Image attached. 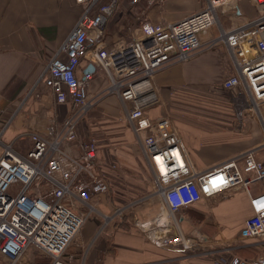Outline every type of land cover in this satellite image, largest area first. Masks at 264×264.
<instances>
[{
    "label": "crops",
    "instance_id": "obj_1",
    "mask_svg": "<svg viewBox=\"0 0 264 264\" xmlns=\"http://www.w3.org/2000/svg\"><path fill=\"white\" fill-rule=\"evenodd\" d=\"M196 2L167 0L146 6L144 0L137 4L120 0L107 23L105 42L111 47L136 39L144 22H173L199 10L204 0L201 5ZM83 8L75 0H0V155L9 145L25 156L31 147L29 133L51 138V119L61 120L68 112V102L55 101L42 80L50 58L74 28ZM257 14L251 0H235L223 7L218 11V23L200 33V49L187 61L157 71L152 79L160 105L150 109L148 117H171V127L197 170L215 168L247 150H254L264 163V103L257 112L250 109V98L240 87L224 89L223 81L236 69L223 42L209 45L222 30L241 26ZM86 69L88 61L82 71ZM108 85L104 74L91 81L88 92L93 106L79 132L86 140L96 139L101 169L110 174L113 188L87 204H75L78 213L85 214L90 207L94 211L64 253L63 264H213L228 247L234 254L248 257L255 249L245 248L238 236L251 214L242 189L203 198L175 213L179 230L193 242L189 251L159 248L152 242L139 223L166 216L165 201L155 193L138 138ZM182 106L186 109L181 110ZM241 108L244 113L233 129L229 121L234 117L227 114ZM93 111L99 114L91 116ZM148 133L142 130L141 138ZM118 207H125L119 215L115 214ZM102 215L109 217L104 220ZM170 222L168 234L176 235L175 222L172 218ZM34 255L30 248L23 263L34 264ZM0 264H7L1 254Z\"/></svg>",
    "mask_w": 264,
    "mask_h": 264
},
{
    "label": "built area",
    "instance_id": "obj_2",
    "mask_svg": "<svg viewBox=\"0 0 264 264\" xmlns=\"http://www.w3.org/2000/svg\"><path fill=\"white\" fill-rule=\"evenodd\" d=\"M140 1L130 0L132 4ZM144 1L152 6L159 0ZM233 1L204 0L199 10L173 22H144L139 37L109 47L106 27L120 0H75L83 11L50 58L42 80L55 101L68 102L69 110L61 120L51 119V138L29 133L31 147L25 156L9 145L0 155V254L7 264H24L30 248L35 251L34 261L39 257L48 264H63L64 253L94 211L90 207L85 214L78 213L75 204H87L113 188L110 174L101 169L96 139L86 140L79 132L93 106L90 83L103 74L109 82L107 90L118 96L124 120L138 138L155 193L165 201L166 216L139 223L152 242L159 248L189 251L193 242L179 230L175 213L203 198L242 189L251 214L238 236L245 248H264V163L255 157V151L247 150L200 171L172 129L171 117H148V111L160 105L152 84L155 73L171 63L187 61L198 51L200 33L216 25L218 11ZM251 1L257 16L222 30L209 45L223 42L236 69L223 81L224 89L240 87L250 98V109L259 112L264 103V0ZM84 61L94 70L82 71ZM242 114L241 108L239 118ZM142 130L149 132L143 138ZM256 183L260 185L252 193ZM124 209L118 207L115 214ZM102 216L104 220L109 217ZM171 218L178 229L172 236L168 234ZM230 250L224 248L226 254L216 257L213 264H264V255L241 257Z\"/></svg>",
    "mask_w": 264,
    "mask_h": 264
},
{
    "label": "rangeland",
    "instance_id": "obj_3",
    "mask_svg": "<svg viewBox=\"0 0 264 264\" xmlns=\"http://www.w3.org/2000/svg\"><path fill=\"white\" fill-rule=\"evenodd\" d=\"M164 1H167V0H159L157 3H163ZM197 2H198V4H200L201 3V1L202 0H196ZM196 2V3H197ZM168 3V2H167ZM201 5V4H200ZM202 6H203V3H202ZM108 95H110V94H108ZM181 110H185L186 108L184 107V106H182V107H179ZM230 113H228L227 115H232V117H234V119L233 120H230L229 122L233 125V129L234 128H236L238 125H239V120H237V118H239V116H238V111L237 110H231V111H229ZM244 113V112H243ZM99 113L98 112H94L93 111V113H92V115L91 116H97ZM191 115V117H194V115H195V110H193L192 111V113L190 114ZM223 125H225V126H227V125H229L228 123H224L223 122ZM259 185H260V183H256V187H259ZM256 187H254L253 185L251 186V191H252V193H254V191H255V188ZM255 250H250L249 251V256L248 257H255V256H261V255H264V250H257V248H254ZM32 264V263H31ZM34 264H35V261H34Z\"/></svg>",
    "mask_w": 264,
    "mask_h": 264
},
{
    "label": "trees",
    "instance_id": "obj_4",
    "mask_svg": "<svg viewBox=\"0 0 264 264\" xmlns=\"http://www.w3.org/2000/svg\"><path fill=\"white\" fill-rule=\"evenodd\" d=\"M247 256H249V255H247ZM35 264H48V261L46 259H41L38 257V258H35Z\"/></svg>",
    "mask_w": 264,
    "mask_h": 264
},
{
    "label": "water",
    "instance_id": "obj_5",
    "mask_svg": "<svg viewBox=\"0 0 264 264\" xmlns=\"http://www.w3.org/2000/svg\"><path fill=\"white\" fill-rule=\"evenodd\" d=\"M90 70H94L92 66L89 67Z\"/></svg>",
    "mask_w": 264,
    "mask_h": 264
},
{
    "label": "bare ground",
    "instance_id": "obj_6",
    "mask_svg": "<svg viewBox=\"0 0 264 264\" xmlns=\"http://www.w3.org/2000/svg\"><path fill=\"white\" fill-rule=\"evenodd\" d=\"M161 169H163V167Z\"/></svg>",
    "mask_w": 264,
    "mask_h": 264
}]
</instances>
